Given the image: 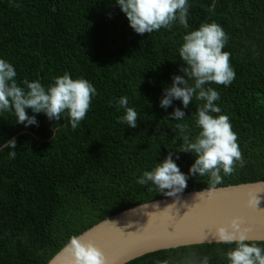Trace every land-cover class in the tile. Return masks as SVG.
Listing matches in <instances>:
<instances>
[{"label":"trees","instance_id":"obj_1","mask_svg":"<svg viewBox=\"0 0 264 264\" xmlns=\"http://www.w3.org/2000/svg\"><path fill=\"white\" fill-rule=\"evenodd\" d=\"M189 26L216 21L229 36L226 51L236 77L230 86L212 84L216 103L229 117L246 161L223 183L208 176L188 179L183 192L264 180V0H190ZM189 29V30H190ZM178 23L139 35L115 0H0V58L14 64L17 80L45 86L64 72L94 84L86 118L76 130L67 118H37L24 127L14 113H0V144L17 140L16 156L0 152V264H47L78 236L104 219L167 198L138 178L173 152L184 173L195 155L178 151L187 124L194 138L193 100L182 121L170 113L182 102L160 107L163 89L181 74L178 48L185 33ZM138 112L137 126L118 122L120 97ZM31 115V110L29 109ZM58 129V131H57ZM57 132V133H56ZM177 194V195H178ZM264 247V242H258ZM234 245L199 244L152 252L126 264H182L208 256L229 264Z\"/></svg>","mask_w":264,"mask_h":264},{"label":"clouds","instance_id":"obj_2","mask_svg":"<svg viewBox=\"0 0 264 264\" xmlns=\"http://www.w3.org/2000/svg\"><path fill=\"white\" fill-rule=\"evenodd\" d=\"M115 3L139 35L152 34L161 28L170 30L177 23L187 30L178 48L179 60L183 62L181 74H173L172 83L163 89L160 107L168 110L174 100L181 101L183 107H175L170 116L172 120L182 121L188 116L185 110L194 99L203 102L194 114L195 127L199 129L194 138L187 124L176 125L184 133V146L178 151H189L196 157L189 172L181 170L176 162L179 155L170 151L154 168L144 171L138 183L151 184L159 193L173 197L184 191L190 176H208L212 186L222 184L223 177L231 176L237 164L244 167L246 163L238 134L216 103L221 99L220 93L211 87L212 84L230 86L236 77L230 62L231 53L225 50L228 34L216 21L204 22L198 28L190 29V0H115ZM96 95L97 89L92 82L83 77L74 78L67 71L53 77L47 86L40 80L19 82L14 64L0 58V113H14L15 122L26 128L38 127L37 117L44 114L55 122L67 118L71 128L76 130L86 118ZM117 106L124 111L118 122L135 128L138 112L129 106L128 97H120ZM16 148L15 138L0 144V152L8 150L9 157L13 159ZM248 204L260 209L259 199H249ZM248 232L238 216L216 226L212 232L217 244L234 245L226 253L229 264H264V247L252 241ZM67 247L72 251L73 264H108L104 251L92 241L72 236ZM182 264H210V258L193 254L185 257Z\"/></svg>","mask_w":264,"mask_h":264},{"label":"water","instance_id":"obj_3","mask_svg":"<svg viewBox=\"0 0 264 264\" xmlns=\"http://www.w3.org/2000/svg\"><path fill=\"white\" fill-rule=\"evenodd\" d=\"M249 199H259L258 207L264 209V180L141 204L104 219L78 237L100 247L108 264H126L160 250L213 244L215 227L237 216L252 241L264 242V210L250 207ZM67 245L47 264H73Z\"/></svg>","mask_w":264,"mask_h":264}]
</instances>
